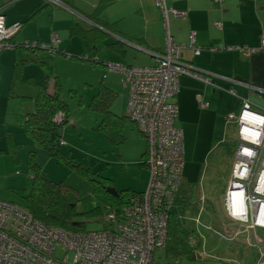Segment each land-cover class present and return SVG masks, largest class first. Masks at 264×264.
Here are the masks:
<instances>
[{
  "label": "crops",
  "instance_id": "0c3cea01",
  "mask_svg": "<svg viewBox=\"0 0 264 264\" xmlns=\"http://www.w3.org/2000/svg\"><path fill=\"white\" fill-rule=\"evenodd\" d=\"M101 1L0 0V12L5 15L6 24H22L21 29L11 40L13 48L0 52V81L7 80L10 87L13 86V91L9 90L10 93H13L18 85H22L23 81L34 90L20 94L33 100L29 107L23 108L25 111L22 114L11 119L18 112L14 111L7 113L5 118L0 117V155L12 156L11 150L14 146L17 147V151L21 150V145L27 146L29 152L37 149L33 142L25 138L24 126L28 115L35 113L38 85L54 80L52 90L60 87L63 98L61 77L68 74L74 68L73 65L80 64L79 60L85 62L84 68L90 67L96 80L88 81L91 83L87 84L94 88L98 84L97 93L108 88L113 98L110 109L115 114L125 117L129 88L122 86L124 74L120 71H111L107 66L109 64L126 67L152 66L156 59L154 55L165 51L167 38L170 36L176 44L184 46L181 50L182 60L199 69L206 80L187 75L180 76L179 93L173 100L179 110L177 126L184 134L185 165L182 188L187 185L192 192L190 187L197 186L202 195L199 205L203 210L199 212L197 218V213L189 215L188 209H191L190 205L193 204L188 202V205H183L185 212L178 216L175 209L177 212L181 211L179 203L182 198L187 197L185 188L180 189L169 220L168 238L164 248L166 259L170 264L181 263L183 260L207 259L225 262L226 259L231 260L229 258L232 255V261L241 264L252 262L264 264V261L260 262L259 259L255 261L257 252H260L254 251L256 244L254 248L248 244L249 239L257 242L260 237L258 231L256 233L247 231L244 227L235 228L237 224L229 220L225 211L224 201L234 165L220 195L217 187L220 181L211 182L208 171L211 166L206 164L216 149H220L217 158L223 156L226 159L230 155L233 156L235 163V151L231 154V146L225 142L230 129L236 132V124L228 119L230 114L238 113L246 102H250L254 110L264 113V50L261 49V37L264 33V0H166L167 13L158 5L157 0H114L103 10L99 18L101 22L107 23L106 28H99L109 39L97 44L98 63L94 64L83 59L86 49L78 33L81 28L89 30L97 26L89 17L92 18ZM217 23H221V26H217ZM54 35L60 38V42L51 49L46 48L45 46L52 43ZM193 38L195 46L204 48L200 54H196L190 47ZM73 40H78L80 44L75 42L73 47H70ZM220 46L240 49L217 52L207 50ZM107 50L110 51L107 56H100V53L105 54ZM68 67L71 68L69 72L63 70ZM36 69L43 71V74L40 75ZM74 70L70 73L72 78L76 76V68ZM203 103H207L208 106L203 108ZM6 104L10 105V102ZM218 139L222 140L217 141ZM146 146L147 144L145 148ZM145 153L136 154L131 163L139 164V156ZM8 156L7 163L13 164ZM16 162H19L17 158ZM190 165L194 166L193 169H190ZM146 167L143 168L147 171L144 176L149 181L150 173ZM14 169L11 168L1 179L11 180L13 184H17L20 177L12 176V172L18 171ZM2 170L0 166V173ZM146 187L133 191L142 193ZM181 190L184 191L183 196ZM222 196L224 197L221 198ZM200 216H205L213 228L210 239L206 238V242L202 239V233L198 231L200 229L196 220ZM173 221L177 227L184 225L183 231L189 236L186 246L177 239L170 241ZM242 233L247 234L242 236L245 241L240 238ZM224 241L231 245L225 247L222 245ZM193 254L194 259H190Z\"/></svg>",
  "mask_w": 264,
  "mask_h": 264
},
{
  "label": "built area",
  "instance_id": "2783aa9c",
  "mask_svg": "<svg viewBox=\"0 0 264 264\" xmlns=\"http://www.w3.org/2000/svg\"><path fill=\"white\" fill-rule=\"evenodd\" d=\"M157 2L167 13L166 0ZM21 27L7 25L0 12V52L13 48L11 40ZM59 42L54 35L45 47L51 49ZM190 47L196 54L204 49L195 46L194 38ZM183 49L168 36L165 51L156 54L152 66H107L124 74L122 86L129 88L126 117L147 142L150 177L145 191L132 195L119 210L111 209L103 230L83 233L45 225L25 207L0 201V264H156L154 252L167 243L170 216L184 181V134L177 127L179 110L173 100L179 93L180 76L206 80L199 69L182 60ZM225 49L240 48L207 50ZM251 105L246 102L228 118L236 124L237 146L224 207L233 222L257 233L264 231V113ZM63 118L58 114V121Z\"/></svg>",
  "mask_w": 264,
  "mask_h": 264
},
{
  "label": "rangeland",
  "instance_id": "374dc122",
  "mask_svg": "<svg viewBox=\"0 0 264 264\" xmlns=\"http://www.w3.org/2000/svg\"><path fill=\"white\" fill-rule=\"evenodd\" d=\"M75 42L77 44L79 43L78 40H73L72 44L69 46L71 47ZM5 50L8 49H4V52H6ZM103 50L104 49H102V52ZM108 53H110V51L107 50V53H100V56H107ZM79 63L80 64L73 65L77 71L75 73V78H72L70 74L71 71L75 70L74 68L71 70L70 67L63 68L64 71H71L64 75V77H61L63 79V81L61 80L62 84L60 83L63 86V99L69 105V122L61 129L63 135L61 156H51L45 148L38 147V149H36V159L39 161L41 165V173L45 177L55 182H63L64 185H67L77 192V210L80 215L78 216L80 221L83 223L81 230L83 232L100 231L104 229V224L107 222V214L110 212L111 202L108 196L104 194L103 189L98 186L99 184L97 185V182H101L103 184L105 183L107 191L109 188H115L118 192H122L130 189H144L146 185L148 187V180L144 176L147 171L143 169L147 166L143 164V162L145 163L147 161L146 154L145 156L144 154L143 156H139V161L137 160L139 164L131 163L134 161L136 154L146 152L147 146L145 148V145L147 143L145 142L146 139H144L136 125L128 119H125L124 116H121L123 118L121 133L125 139L124 142L122 144H116L109 139L110 137L108 131L104 130L103 127L100 128L103 122L102 114L94 111L91 106L93 97L99 91V85L97 84L94 88L91 87L90 84H87L91 83L88 81L95 82L96 80L89 69L90 67L86 66L85 69L83 65L85 62L79 60ZM9 70L11 72L12 68L10 67ZM91 70L94 69L91 68ZM36 71L40 72V75L43 74V71L41 72L39 69H36ZM47 71H49V69H47ZM16 84L18 85V80ZM47 85L51 88L50 90H52V87L55 85V81L52 80V82H48ZM20 87H22V89H20ZM33 87L37 89V87ZM9 90L10 85L7 80L0 81V100H2L0 101V117L5 118L7 113L18 111L11 118L14 119L22 114L25 111L23 108L25 106L29 107V104L33 101L30 98H24L20 94L34 92V90L30 89L24 81L22 85H18L17 88H14L13 93H10ZM4 102H10V105ZM59 118L60 116L58 119ZM65 119L66 118L64 117L63 120ZM25 136V138L34 143L31 137L27 134H25ZM220 140L222 139H218L217 141ZM225 142L231 146L232 154L235 151V146H237L236 132L233 129H230ZM26 147L27 146L23 147L21 145V150L16 152V157L14 154L12 156H8L6 154L0 155V166L3 168L0 173V201L10 203L13 202L23 207H29L28 196L31 193L33 177V174L28 173V156L30 152L29 149H26ZM219 150H215V152L207 159L206 164L211 166L208 169L211 182L214 181L215 183L217 180L220 181V184L217 187L219 190L218 192L221 195L223 190L222 186L227 184L230 178V172L232 166L234 165V159L233 156L230 155H228L226 159L223 158V156L217 158ZM7 156L11 158L13 164L7 163ZM16 158L19 161L18 163L16 162ZM67 162H70L71 164H68ZM193 167V165H190V169H193ZM11 168L18 170L16 172H12V176L20 177L17 184H13L11 180L1 179L5 174L10 172ZM104 179L110 180L105 181ZM181 189L186 190L187 197L182 198L179 203V206L182 208L181 211L178 210L177 212V209H175V212L178 213V216L181 215L182 212H185V207L183 205L190 202L193 205H190L191 209H188L190 213L189 215L197 213V218L199 212L203 210V208L199 205L200 196L202 197L201 193L199 192L197 186L190 187L192 192L189 191V187H187V185L186 187H181ZM183 193L184 191L181 193L182 196ZM132 195L133 192L124 197V199L128 200L132 197ZM223 197L224 196L221 198ZM211 218L213 219V217ZM196 222L198 228L201 230L198 231L202 233V239L206 242V238L210 239L213 228L205 216L198 217ZM236 224L237 226H234L235 228L244 227L243 224ZM187 225L191 228H195L192 225ZM171 227L170 241L177 239L180 243L183 242L186 246L188 244L189 236L183 231L184 225L182 224L177 227L173 221V225H171ZM258 234L260 238L257 239V242H252L251 240L253 239H249L250 241H248V244L250 243V245H253V248L256 244L254 251L260 252H257L258 255L255 256V261L261 260L260 262H263L264 231L259 230ZM242 236H247V234L242 233L240 236L241 240H244ZM222 245L229 247L231 243H226L224 241L222 242ZM164 248L165 247L158 248L154 252V260L157 264H170V262L166 259V249ZM225 252H227V250H225ZM59 254L61 257L63 256L62 252H59ZM229 259L231 260L226 259L225 262L207 261L208 259L204 261L183 260L181 263L173 262L172 264H241L239 262L232 261V255H230ZM249 264H256V262Z\"/></svg>",
  "mask_w": 264,
  "mask_h": 264
},
{
  "label": "trees",
  "instance_id": "16d2710c",
  "mask_svg": "<svg viewBox=\"0 0 264 264\" xmlns=\"http://www.w3.org/2000/svg\"><path fill=\"white\" fill-rule=\"evenodd\" d=\"M113 2L114 0H102L93 12L92 18L89 17L92 23L97 26L89 30H83L82 28L79 30L78 34L86 49L83 59H87L86 61L88 62L98 63L96 46L104 40L109 39L108 35L99 28H106L105 24L107 23L101 22L99 18H101L103 10ZM16 70L15 75L17 74ZM10 91H13V86L10 87ZM112 102L113 98L110 90L104 88L93 97L91 106L94 111L102 114L103 122L100 128L103 127L104 130L108 131L111 141L116 144H122L125 140L121 133L123 118L110 109ZM58 114H63L66 119L58 121ZM124 118L128 119L126 114ZM68 119L69 105L62 98L60 87L50 90L47 82L38 85V93L35 99V113L28 115L24 126L25 133L32 138L35 147L37 149L38 147L45 148L51 156L60 157L63 139L61 129L69 122ZM11 151L16 157L17 147L14 146ZM67 163L71 164L70 162ZM143 164L146 165V162H143ZM28 173L33 174L32 189L28 196L29 207L25 208L29 209L34 217L45 225L65 231L83 233L81 230L83 223L79 219L80 215L77 210V192L64 185L63 182L49 180L41 173V165L36 159V149L31 150L29 153ZM104 180L108 181L110 179ZM97 185L103 189L104 194L110 199V210L114 208L119 210L130 199H124L130 193L133 192V195L140 194L130 189L122 192L117 191L118 195L114 196L109 194L105 183L97 182ZM194 257L193 254L189 258L194 259Z\"/></svg>",
  "mask_w": 264,
  "mask_h": 264
},
{
  "label": "water",
  "instance_id": "95a60500",
  "mask_svg": "<svg viewBox=\"0 0 264 264\" xmlns=\"http://www.w3.org/2000/svg\"><path fill=\"white\" fill-rule=\"evenodd\" d=\"M154 56L156 58V55H154ZM108 192H109V194L114 195V196L118 195V192H117V190L115 188H109Z\"/></svg>",
  "mask_w": 264,
  "mask_h": 264
},
{
  "label": "bare ground",
  "instance_id": "6f19581e",
  "mask_svg": "<svg viewBox=\"0 0 264 264\" xmlns=\"http://www.w3.org/2000/svg\"><path fill=\"white\" fill-rule=\"evenodd\" d=\"M178 114H179V111H178ZM229 220H230V218H229Z\"/></svg>",
  "mask_w": 264,
  "mask_h": 264
}]
</instances>
